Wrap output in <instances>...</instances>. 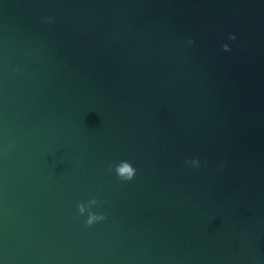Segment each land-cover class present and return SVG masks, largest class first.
Segmentation results:
<instances>
[{
	"label": "water",
	"instance_id": "1",
	"mask_svg": "<svg viewBox=\"0 0 264 264\" xmlns=\"http://www.w3.org/2000/svg\"><path fill=\"white\" fill-rule=\"evenodd\" d=\"M0 264H264V0H0Z\"/></svg>",
	"mask_w": 264,
	"mask_h": 264
},
{
	"label": "clouds",
	"instance_id": "2",
	"mask_svg": "<svg viewBox=\"0 0 264 264\" xmlns=\"http://www.w3.org/2000/svg\"><path fill=\"white\" fill-rule=\"evenodd\" d=\"M229 39L235 40L236 37L233 35L230 36ZM189 43L191 44L192 41H189ZM222 47L225 52L230 51V48L227 44H224ZM185 163L191 164L193 167H199V161L195 159L186 161ZM136 171V168H134L133 165L128 161H120L115 165V173L117 177L122 181H131L135 177ZM99 204L100 202L97 199L92 198L88 200L87 203H80L77 205V209L80 215L83 216L85 213H87V219L85 222L87 226H91L98 221L106 219L105 215L98 214L93 211V209L99 206Z\"/></svg>",
	"mask_w": 264,
	"mask_h": 264
}]
</instances>
